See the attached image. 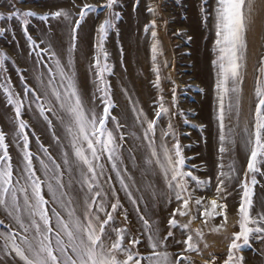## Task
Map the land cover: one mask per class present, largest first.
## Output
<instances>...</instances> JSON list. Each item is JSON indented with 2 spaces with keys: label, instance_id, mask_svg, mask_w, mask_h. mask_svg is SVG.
Returning <instances> with one entry per match:
<instances>
[{
  "label": "rangeland",
  "instance_id": "1",
  "mask_svg": "<svg viewBox=\"0 0 264 264\" xmlns=\"http://www.w3.org/2000/svg\"><path fill=\"white\" fill-rule=\"evenodd\" d=\"M84 3L96 7L93 11L88 12L81 22L77 30L76 48L71 53L76 84L83 97L85 108L94 111L98 116L102 115L105 97L102 90L103 86L99 85L96 69L93 65L94 58L97 56H99L103 65L105 62L104 53L106 52L110 71L104 74V80L105 84L109 86L108 90L114 105L110 108L106 126L117 137V143L119 144L117 152L120 160L123 161V163L117 162L118 168L125 183L129 185V191L132 193V199H129L124 189L121 188L120 179L116 176V172L110 170V164L107 162L105 153L99 161V163L105 164V175L99 181L102 197L106 206L116 202L117 198L121 205L113 213L114 219L108 228L109 232L115 238V233L112 232L113 228L127 229L125 244L133 238H138L141 241L136 246L139 252L143 256H149L151 248L148 242V232L144 229L143 222L140 219L141 216H144L154 229L159 230L161 238L166 236L169 230L173 232V236L164 241L165 247L158 248V251H167L173 258L182 254L186 258L183 260V264H205V261H211L213 258H215L216 264H223V260L227 257L232 233L239 231L238 208L243 196L242 183L245 180L250 153V149L245 145L246 135L242 144L239 132H235V128L230 129L227 133L226 145L223 146L218 143V147L223 146L227 150L226 156L220 157L218 152L214 151V154L211 152L212 157L209 159L213 168L216 169L223 165V167H227V177L237 180L238 198L235 211L229 213L225 211L227 207L213 209L212 206L205 208L199 205L200 211L197 214L200 217L196 218L195 213L192 217L190 215L191 202L195 201V197L191 194L192 199L188 212L192 221L196 220L195 222L198 224L199 228L197 227V229H200L202 233L200 237L191 233V225L189 229L182 227L190 219L189 215L179 216L177 214L176 227L170 228L168 225L173 210L180 207V205L173 206L172 210L166 213L167 217L160 214L159 197L165 200L169 196V192L166 193L167 182L156 166L145 164V158L148 155V141L143 139V132L147 127L145 118L147 120L155 119L158 150L159 145L163 142L174 154V145L178 142L185 159L183 170L185 172L191 171L192 175L196 176L198 180H200L201 174L206 176V179L209 178L207 169L206 172L201 173V168L205 164H201L200 160H196L193 152L186 147H190L189 134L193 130L204 141V129L201 124L195 121V117L197 120L199 103L207 92V88L212 84L213 88L216 81H218L217 78H221L218 62L219 52L215 45L214 9L216 0H115L111 9L102 7L106 4V0H0V15L3 16V18H0V28L4 29L3 32H0V52L8 57L4 68L0 69V131L5 134V142L8 144V152L13 164L14 180L17 173L24 169L26 162L23 159V140L17 135L18 122L15 119V108L14 105L8 103L5 88L12 91L14 98L23 100L22 118L29 124V127L25 130L29 136V151L33 154V166L37 170V175L44 180L45 177L39 159H43L50 167L51 162L43 148L48 149L57 163H62L61 153L63 149L54 140L53 131L60 137L65 146H67V141L59 120L53 117L51 113H47L53 121V128L50 129L47 122L39 115L34 95L45 91V85L50 75H55L56 80H60L58 73L55 72L54 61L58 58L62 65L67 66L72 41L71 29L66 21L52 19L51 17L49 20L43 21L40 16H50L55 11L64 10L70 14L74 21L79 18L78 13ZM255 4L258 8L255 18L260 22V26L255 29L252 35L253 46L247 47L244 54L245 59L241 61L239 70L240 79L235 84L238 90L246 89V91H249L254 102L253 107L250 108L251 113L246 125L249 129H251L257 102L255 97L257 77L264 83V73L259 71L260 61L264 58V0H255ZM150 8L153 11H149ZM27 11H32L36 15L28 17V23L25 25V17L14 13ZM105 19L111 21L112 27L106 30L102 42L103 51H100L101 41L98 28ZM153 21H155L154 27L152 25ZM57 22L63 26V32L57 30V27H59H56ZM83 25L88 26V37H91L88 43L89 47L88 44L85 45L86 49L90 51L88 64L91 75L88 80L89 90L86 91H83L82 88L84 86L82 77L85 65L77 56L83 49V45L79 44L81 36L86 37L84 31L82 34ZM25 28H27L28 34L39 44V48L33 49L30 46L24 31ZM153 31L156 32L155 37L152 36ZM41 40L44 42L40 43ZM153 44L157 46L155 61H153ZM41 48H48L49 52H41ZM51 52H55L56 56L52 57ZM213 61H217V63L214 64ZM49 67L53 69V73L47 71ZM154 68L158 70L159 87L156 86L157 71H154ZM65 70L68 71V68L66 67ZM41 73H43V83L37 80V76ZM229 83V88H231L233 84L231 81ZM26 87L33 89L34 92L25 95ZM173 89H175V103L172 100ZM135 92L139 96L138 103L142 104L140 97L144 99L145 105L143 107L136 108L134 105L136 102L132 103L131 98H134ZM145 92L148 93L146 99L143 97ZM17 93L19 96H16ZM234 94L236 93H231V95ZM161 97H163L162 103L168 109V112L162 113L157 118L156 113L160 110ZM48 99H50V96H44L42 102ZM113 116L116 117L115 121L111 119ZM117 122L120 125L119 128H117ZM170 124L171 128H169ZM164 133H168V135L165 136ZM120 135L124 136L123 141L119 140ZM136 137H139V139ZM232 140L235 142H230ZM41 145H43V148ZM218 147L217 150L220 149ZM144 148L147 149L146 154L142 153ZM0 155H2V150H0ZM258 167L260 168L259 172L249 173L247 176V183L253 191L252 208L250 210L253 219L261 215L253 212V206L258 192L264 189V174H262L264 173V165L258 164ZM153 170L156 175V184L159 185L158 188H155L154 200L148 197L147 188H145L146 192H142L137 187L139 179L144 183ZM108 177H111V179H108ZM253 179L256 181L254 185L252 184ZM63 180L67 185L69 181L67 173H65ZM186 180L188 192H191L193 186L198 184L190 177ZM144 185L146 184L144 183ZM198 188L201 191L204 190L201 185H198ZM66 190L74 200L77 215H82L84 198L88 195L87 191H80V185L77 183H73ZM43 192L45 198L49 200L47 207L52 224L55 226L56 219L52 215L51 209L55 207L56 211L66 218L65 209L51 202L52 197L46 186L43 187ZM20 196L22 204V194ZM215 196L221 202L219 205H225L226 197L224 195ZM133 200L136 201L135 204L132 202ZM202 204L203 202H201ZM193 206L194 210L198 209L195 203ZM219 209H222L223 214H226L227 224L225 229L216 231L215 229L224 220L222 214L223 218L220 222H212L216 219ZM205 210H207V216L202 215ZM108 211H111L110 206ZM15 215L13 213V216H9L7 211L0 206V221L4 222L0 224V233H8L10 229L13 231L18 230L14 220ZM101 215L103 216V214ZM125 215L127 219H125ZM261 223L264 224V221ZM250 226L255 227L254 225ZM180 232H183L185 239L189 234L193 235L196 246L195 251H184L186 245L182 241L185 239H183ZM32 234L29 233L30 236ZM3 245L4 241L0 239V256L4 255ZM234 254L236 257L242 256L244 258L243 264H264V232H253L250 235L249 243L243 245ZM13 257L14 254H10L5 260L16 264L19 258L13 260ZM19 264H22V262H19ZM142 264H149V262L144 260Z\"/></svg>",
  "mask_w": 264,
  "mask_h": 264
},
{
  "label": "snow or ice",
  "instance_id": "2",
  "mask_svg": "<svg viewBox=\"0 0 264 264\" xmlns=\"http://www.w3.org/2000/svg\"><path fill=\"white\" fill-rule=\"evenodd\" d=\"M115 0H106V4L102 7L111 9ZM254 5L255 0H216L215 12V29L216 40L215 45L218 49L220 79L217 82L219 93V127L220 141L226 140L224 134L225 120V98L229 93H237L238 89L235 84L240 79L241 61L247 51V32L249 26L254 23ZM95 5L84 3L78 13L79 18L73 19L70 14L64 10H58L49 15L40 16V19L47 21L50 19H63L71 29V47L69 48L70 58L67 66L62 65L58 58L55 59V72L58 73L60 80L57 81L55 75H50L45 91L35 94L34 99L37 103L39 115L47 122L49 128H53V121L47 113H51L53 117L60 121L64 129L65 146L60 137L53 131V138L61 147L62 163H57L47 148H43L47 154L51 167L45 163L43 159H39V164L43 170L44 180L37 175V170L33 166V154L29 151V136L25 131L29 124L22 118V109L24 108L23 100L14 98L11 90L5 88L7 101L14 105L15 119L18 122L17 135L23 140V159L26 162L22 171H19L14 180V170L11 157L8 152V144H6L5 134L0 131V206H2L9 216H14L15 224L18 230H9L8 233H0V239L4 241L3 252L0 256V264H13L12 261H6L5 258L14 254L13 260L19 258L16 264H142L147 260L149 264H183L186 259L182 254L172 257L167 251H158L160 247H165L164 241L173 236V232L169 230L163 238L159 235V230L154 229L149 221L141 216L144 229L148 232V242L151 248L149 256H143L136 247L141 243L140 239L133 238L125 244V232L127 229L113 228L115 233L113 238L108 228L113 221V213L121 207L119 199L116 202L106 206L102 197V189L99 183L100 179L105 175V164L99 163L106 153L107 162L110 164V170L116 172V176L120 179L121 188L124 189L129 199H132V193L129 191V185L125 183L124 178L118 168L120 156L117 152L119 144L117 137L106 126V121L110 115L112 103L109 86L105 84L104 74L110 69L107 64V53H104V63L101 64L99 56L94 58V68L100 86H103L104 108L103 114L98 116L94 111L85 108L83 97L81 96L75 80V72L73 69V60L71 53L75 51L77 30L81 25L88 12L95 9ZM153 11V9H149ZM15 15H23L25 17V25L28 23L27 18L35 16L36 13L27 11L23 13L15 12ZM0 18H3L0 15ZM153 27L155 21L152 22ZM112 27L111 21L105 19L99 25L98 32L100 34V51H103L102 42L105 37L106 30ZM4 29L0 28V32ZM27 40L33 49L39 48V44L28 34L27 28L24 29ZM152 36H156V32H152ZM44 41L41 40L40 43ZM41 52L48 53V48H41ZM153 61L156 59L157 46L152 45ZM52 57L56 56L55 52H51ZM8 59L6 54L0 52V69L4 68L5 61ZM214 64L217 61H213ZM261 73H264V58L260 61ZM68 68V71L65 68ZM49 73H53V69H47ZM157 71L156 86L159 87V75ZM37 80L43 83V73L37 76ZM229 81L233 86L229 88ZM34 92L33 89H25V95ZM16 96H19L17 93ZM44 96H50V99L42 102ZM256 104L253 113L251 129L245 127L246 135L245 145L250 149L247 171L245 180L242 183L243 196L238 208L239 215V231L232 233L231 243L228 246L227 257L223 260V264H243V257H236L235 252L239 251L243 245L249 243L250 235L253 232H264V215H259L253 219L250 210L252 208V188L247 183L249 173L255 174L260 171L258 164L264 165V83L257 77L255 87ZM161 99L160 110L156 113V117L162 113H167L168 109L164 107ZM175 89H173V103H175ZM237 103L239 101L237 100ZM30 107V106H29ZM231 109V102L228 104ZM135 111V109H134ZM59 113V114H58ZM113 121L116 117H111ZM139 119V117H137ZM146 120L147 127L143 132V139L148 141V155L145 158L147 166H156L162 173L167 187L175 194V199L181 202V206L173 210L168 225L174 228L177 225L176 216H188L189 204L192 199L191 193L188 192L187 180L196 181L197 184L203 183L192 175L191 171L183 170L185 159L181 153L180 145L177 142L174 145V154L170 152L165 143L156 145V120ZM120 125L117 122V128ZM171 128V125H169ZM168 135V133H164ZM135 136V134H133ZM139 139V137H136ZM119 140L123 141L124 136L120 135ZM234 143L235 141H230ZM223 153L225 148L220 147ZM221 168L223 165L220 166ZM127 171V169H125ZM67 173L69 176L66 185L63 177ZM264 174V173H262ZM220 176H225L224 172ZM111 179V177H108ZM131 179V177H129ZM23 181V183H21ZM73 183L80 185V191H87L88 195L84 198V211L82 215H77L74 200L69 196L66 190ZM224 181L220 180V185ZM256 183L255 179L252 184ZM46 186L48 193L51 194L52 203L58 204L65 209L66 218L56 208L51 209L52 215L55 216L56 224L53 226L52 219L49 215L47 205L49 200L45 198L43 187ZM30 189V191H29ZM221 188L218 186L217 191ZM23 203L21 204V196ZM106 196V194H104ZM134 204L135 200L132 201ZM196 205H201V200H195ZM213 209L226 208V205H219L216 200L211 201ZM110 206L111 211H108ZM103 214V216L101 215ZM218 215L223 213H217ZM202 215L207 216V210ZM224 215L223 222L215 229L219 231L226 228L227 216ZM125 219L127 216L125 215ZM0 221V224H3ZM192 219L182 225L184 229H189ZM250 225H254L252 227ZM29 233H33L31 236ZM195 233L198 237L202 236L200 229H196ZM19 238V242H18ZM182 243L186 245L184 251H195L193 235L189 234L187 239ZM205 264H216L215 258L211 261H205Z\"/></svg>",
  "mask_w": 264,
  "mask_h": 264
},
{
  "label": "bare ground",
  "instance_id": "3",
  "mask_svg": "<svg viewBox=\"0 0 264 264\" xmlns=\"http://www.w3.org/2000/svg\"><path fill=\"white\" fill-rule=\"evenodd\" d=\"M44 3H46V2H44ZM257 11H258V8L255 4L254 5V12H253L254 23H252L249 26V30L247 32V42H248L247 47L253 46L252 35H253L255 29H258V27L260 26V22L255 18V16L257 15ZM129 17H130V15H129ZM57 26H59V27H57ZM56 27L58 28L57 30L62 31V32L64 31L63 26L58 24V22L56 23ZM87 28H88V26L85 25L84 28L82 29V34L84 31L86 33V37L85 36L83 37V35L81 36V40H80L79 44L83 45V49L77 55L83 61L84 65H85V69H84L83 77H82V81L84 82V86L82 87L83 91H86L87 89L89 90L88 80H89V77H91L90 68H89V64H88L89 59H90V51L87 50L86 46H85L90 42V38H91V37H88ZM46 35H48V34H46ZM89 36H90V33H89ZM88 47H89V44H88ZM247 54H248V52H247ZM244 59H245V57H244ZM217 80H219V78H217ZM217 82L218 81H216V84L213 88H212L213 84L207 88V92L203 95L202 100L199 103L200 105L198 107L197 120L195 117V121L197 123L201 124L203 129H204L205 139H204V141L201 140V138L199 137V134H196V132L193 130V132H190V134H189L190 147H186L187 149L189 148L193 152L196 160H200L201 164H205V166L203 168L200 167L201 173L206 172V169H207L209 171V178L206 179L205 178L206 176L201 174L199 181H202L203 183L198 184V185L203 186L204 190L201 191V189L198 188V185H194L193 190L189 193H191L195 197V200L200 199L201 202H203V204L200 206L205 207V208L212 206L211 205L212 200H216L218 204L221 203L219 199H216L215 195H224L226 197L225 205L227 207L225 211L232 213L235 211V207L237 204V198H238L237 180L233 179V178L230 179L229 177H227L228 176L227 175V167H222V168L218 167L216 169L213 168V166H211V164L209 162V159L212 157L211 156L212 153L213 154L215 153L214 151H217L218 155H220V157L226 156L227 150H225L223 153H221L220 150H217V147H218V143L222 144L223 146L226 145L227 139H228L227 133L230 129L232 130L233 128H235V132H239V137L241 138V143L243 144V142L245 140L244 129L248 123V118H249V115L251 113L250 108L253 107L254 102H253L252 98L250 97V92L246 91V89H243V90L240 89L234 95H231V93H229V96L225 98V109H226V111H225V120H224V125H225L224 134H225L226 140L222 143L220 141V138H219L220 137V127H219V119H218V116H219V93H218V89L216 87ZM229 87H230V83H229ZM141 89H142V87H141ZM141 89H139V90H141ZM147 95H148V93L145 92V95H143V97L146 99ZM138 99H139V96L135 92L134 98L133 97L131 98L132 103L136 102L134 104L136 108L137 107H143L145 105L144 99L142 97H140V99H142V104L137 102ZM237 100L239 101V103H237ZM229 102H231V109L230 110L228 109ZM142 153L146 154L147 149L144 148L142 150ZM206 162H207V165H206ZM221 172H224L225 176H220ZM147 179H148L147 181L144 179L145 180L144 183L146 185H144V183L139 179V181L137 182V187L139 189H141L142 192L143 191L146 192L145 188H147L148 197H150L152 200H154L155 199V188L159 187V185L156 184V175H155L154 170L148 175ZM220 180L224 181L223 185H220ZM218 186L221 188V190L219 192L217 191ZM195 190H197V191L195 192ZM168 192H169V196L165 200L163 198L159 197L160 214L162 216H166V217H167L166 213L171 211L173 206H175V205L181 206V202H179L175 199L174 192L167 187L166 193H168ZM194 203H195V201L191 202L192 210L190 211V215L192 217H194V213H195V217L197 218V217H200V215L197 214L200 211V206L197 205L196 208H198V209L194 210L193 209ZM253 212L256 214L259 213L261 215H264V189H261L256 196L254 206H253ZM217 213H223V210L219 209L217 211ZM190 215H189V218L191 219ZM216 216H217L216 219H214V221L212 220L213 223L215 221L220 222L221 219L223 218L222 214H220V215L216 214ZM195 221L194 222L192 221V223H191V233H193V234H196L195 230L198 227V224ZM180 229H182V228H180ZM177 234H178V232H177ZM180 234H181V236H183V239L186 238V237H184L183 232H180Z\"/></svg>",
  "mask_w": 264,
  "mask_h": 264
}]
</instances>
